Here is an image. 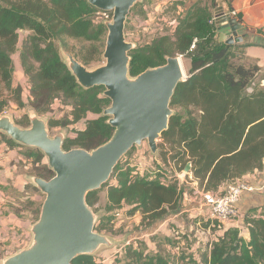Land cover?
<instances>
[{"label": "trees", "instance_id": "obj_1", "mask_svg": "<svg viewBox=\"0 0 264 264\" xmlns=\"http://www.w3.org/2000/svg\"><path fill=\"white\" fill-rule=\"evenodd\" d=\"M212 9V0H199L178 19L174 28L166 27L163 33L138 44L130 52L129 70L131 76H136L177 55L191 60L188 78L179 83L171 101L174 114L169 128L162 133L158 145L162 160L169 167L182 171L191 162L190 172L197 187L217 193L224 191L221 188L225 183L264 169V87L247 91L259 67L237 62L232 44L218 41ZM99 11L88 0H0V112L11 100L20 108L25 106L22 86L14 85L12 55L20 46L21 63L30 83L29 104L35 112L40 115L51 111L56 100L65 104L71 101L67 104L71 106L67 117H53L49 126L66 127L82 120L86 122L85 129H72L76 135L67 136L63 144L65 150L94 149L108 141L115 130L107 122L108 117L102 115L111 105V99L103 95L105 88H83L64 61L61 49L88 67L100 61L108 28L104 21L98 20ZM21 30L30 31L22 42ZM67 39L88 43L83 46L85 52H75ZM194 40L196 46L191 49ZM89 113L96 116L88 118ZM25 118L23 127H29L28 115ZM1 136L10 146L24 147L3 132ZM25 148L27 155L33 158L30 174L52 178L55 173L43 162L44 153L37 148ZM122 162L112 173L115 183L108 181L102 186L107 192L105 208L113 211L114 217L119 210L124 216L140 213L139 225L147 231L171 214L182 212L189 216V212L183 210L184 185L180 186L177 180L164 182L160 175L151 178V175L141 174L134 165H121ZM27 188L41 192L31 182ZM102 188L87 195L93 209ZM41 207L42 202L36 211V220ZM253 211L251 209L245 217L249 239L238 228L215 226L212 233L217 238L206 239L202 245L190 248L186 255L180 245L182 241L178 240L180 236L175 238L178 241H172V249L179 252L167 257L157 248L134 246H127L126 254L136 264H264V217L252 214ZM104 221L105 218L99 221L96 230L112 233ZM189 222L200 230H207L212 224L211 220L198 215H193ZM156 234L150 237L155 244L160 242ZM73 264L105 263L95 255H81Z\"/></svg>", "mask_w": 264, "mask_h": 264}, {"label": "water", "instance_id": "obj_2", "mask_svg": "<svg viewBox=\"0 0 264 264\" xmlns=\"http://www.w3.org/2000/svg\"><path fill=\"white\" fill-rule=\"evenodd\" d=\"M142 1L88 0L97 9L112 12V19L104 22L108 28L104 64L90 68L73 54L62 52L83 88L103 86V95L111 99V105L102 112L115 129L108 141L91 150L80 147L65 150L67 133L60 131L52 136L47 120L37 112L29 114L31 124L25 128L10 114L0 116V132L24 147L41 150L55 173L50 179L29 176L30 182L45 195L41 212L31 226L30 243L4 257L1 264H73L78 256L95 255L104 247L119 244L96 230L101 213L88 204L87 195L101 189L119 162L135 147L147 142L151 153H158V140L169 128L174 114L171 101L175 90L188 78L181 55L168 57L166 63L147 68L136 76L130 75V52L137 44L127 39L126 24L133 6ZM229 11L220 10L217 24L224 23L219 27L222 35L232 31L236 36L242 24ZM239 40L230 37L226 42ZM191 168V163H187L185 171L190 172Z\"/></svg>", "mask_w": 264, "mask_h": 264}, {"label": "crops", "instance_id": "obj_3", "mask_svg": "<svg viewBox=\"0 0 264 264\" xmlns=\"http://www.w3.org/2000/svg\"><path fill=\"white\" fill-rule=\"evenodd\" d=\"M198 1L199 0H147V3L144 5V9L146 10L143 19L144 25L149 27L158 25L160 27H154V31L157 30L158 33H163L164 27L174 28V22L177 23L178 19L184 17L190 7ZM212 4V11L214 13L213 22L217 27L218 41H220L221 38H223L225 42L230 37L241 38V40L232 43L233 47L231 50L235 55L234 59L247 66L257 65L259 70L253 81L258 79V82H261L259 87H264V0H212ZM222 9L235 10L238 16H240L241 20H239L238 16L237 18L241 22L242 27L237 30L236 36L232 31L226 32L225 36L220 33L219 27L224 25V23L217 24V15ZM158 20L164 21L165 23L160 25V23L156 22ZM29 34V30H21V42ZM20 53L21 47L19 46L17 52L12 55L14 63V85L22 86L23 101L26 103L24 98L25 95L29 98L28 102L30 103V83L28 77L25 75ZM188 64L191 66V60L189 58ZM59 101L61 100H56L53 103L52 109ZM67 107L69 108L67 111L69 114L71 106L67 105ZM56 112L52 114H57ZM58 114H61V112ZM58 116L59 115L56 117ZM95 116L94 113L88 114V118H93ZM70 127L72 129L82 130L85 129L86 122L82 120L70 125ZM75 135L73 131L67 134V136ZM32 167L33 158L27 155L26 148L21 146H10L2 139L0 132V261L4 257L26 247L32 239L30 229L36 222V211L43 199L42 192L27 188V185L30 183L29 176L31 175L30 172ZM141 168H143V164ZM242 179L247 180L255 186L262 187L263 189L258 192L243 193L239 202V216L227 222L225 227L238 228L240 233L246 239H249L248 226L245 221L248 212L253 209L254 211L252 214L264 217V169L247 174ZM228 184L229 182L225 183L221 190H225ZM106 194L107 192L105 191V198ZM200 206L201 203L195 209L197 211L196 214L201 213L200 211L198 212ZM183 210L188 212V207H185V203ZM112 212L113 211H108L107 214L112 215ZM202 212L203 215L206 214V210ZM131 217L132 216H125V218ZM135 217H137L139 222L141 219L140 213H137ZM168 217L171 219L172 228L162 229L160 231L162 233L159 232L160 236H163L161 234L170 236L169 234L174 230L173 228L185 229L191 224V222H189L190 217H187L182 212L171 214ZM144 235L148 236L146 234ZM214 235L215 234L211 236V239H214ZM145 241H147V245H149L152 250H155L156 244L154 241L146 238Z\"/></svg>", "mask_w": 264, "mask_h": 264}, {"label": "rangeland", "instance_id": "obj_4", "mask_svg": "<svg viewBox=\"0 0 264 264\" xmlns=\"http://www.w3.org/2000/svg\"><path fill=\"white\" fill-rule=\"evenodd\" d=\"M146 3H147V0H144L143 2H138L137 3L138 5H136V6L134 5L135 7L133 6V8L131 9L130 14L128 16V20H127V24H126L127 39L129 41L135 42L137 45L138 44L142 45L147 40L154 37V35H157L158 31L157 30L154 31V27H160L158 25H155L154 27L153 26L149 27V26L144 25L143 19H144L145 13H146V10L144 9V5ZM156 22L160 23V25L165 23L164 21H159V20ZM164 28H166V27H164ZM67 41H68L69 47L74 49L75 52H78L80 50L85 52L86 48H83V46L88 45V43H86V42H79V41L73 40V39H67ZM105 45H106V40H105ZM61 49H62V52L66 51L62 47H61ZM104 50H105V47H104ZM182 60L184 63L185 72L188 75L189 68H190V66L188 64V58L182 56ZM104 63H105V59L103 58V53H102L100 61L93 62L90 68H95V65H97V64L102 65ZM253 82L251 83L250 87L247 90L249 93L252 92L255 88L259 87V85L261 83L260 81L258 82V79L254 80ZM26 94H27V92H26ZM24 98L26 100V103H24L25 106L23 108H20L18 106V104L13 100H11V102H9V104L3 108V111H6L7 112L6 114L12 115L15 122L16 123L18 122L19 124H21V125H19L21 127L26 126L24 123V119H26L25 118L26 115H28V117H29V114L31 112H35V110L32 107H30V104L28 102L29 98H27L25 95H24ZM70 103H71V101L67 102V104H70ZM67 104H65L62 101H59L57 104L54 105L53 109L51 108L52 109L51 111L39 115L41 117H44L47 120L48 128H49L50 134L52 136L56 135L60 131H65V132H67V134H70V132L72 131V128L70 126L54 127V128L49 126V120L52 119L53 117L59 118V119H63V118L67 117V115H68L67 111L69 109L67 107ZM65 105H66V107H65ZM53 112H56L57 114H52ZM59 112H61V114H58ZM3 114H5V113L0 114V116ZM57 115H59V116L56 117ZM159 141H160V139L158 140V143H159ZM137 148L138 147H135L133 149V151H135ZM140 148L143 149V151L141 152L142 156H137V158L135 160L130 159L129 162H126V160L122 162V160H123L122 159L121 165L122 164L125 166L127 164L133 165V164H135V161H142L143 168H141L142 169L141 171H142V173H144L146 175H153V176L154 175L155 176L160 175L162 177L165 175H170L173 172V169H171L172 167L171 166L169 167L162 160L160 148H159L158 153L156 155H153L151 153L147 142H144V144ZM163 151H165V149ZM152 156H154V161L152 162V166H149L150 158ZM130 157H131V155L128 156V159ZM43 162L48 163V160L46 157H44ZM136 167H138V165H136ZM109 181L111 183H115V181L114 180L112 181L111 178ZM184 186H185V191H186L185 200H184L185 207H188L189 217L193 218V215H197L196 214L197 211L195 209L197 208V206L200 203H202L201 202L202 196L200 195V193L197 192V190H194V188L196 189L197 184L195 182H193L191 179L188 178L184 182ZM105 191H106V188H102V190H100V192L98 193V197H99L98 199L99 200L94 207V211L101 213L100 220L105 218L104 223H107L109 229L112 230V233H105V232H101V233L107 234V235L113 237L116 241L119 242V244L117 246H114L111 248L104 247L101 251L96 253L95 256H96V258H101L102 255L103 256L106 255L107 257L114 259V261H112L111 264H127V263L136 264L127 256L126 249L129 248L127 246H134V247L140 248V249L141 248L142 249H144V248L149 249L150 246L147 245V241H145V238L150 239V237H152L153 234L150 236H145L144 234H147V231H151V229H147V231H145L144 229H141L139 222L137 220V217H135V216H132L131 218H125L124 215L123 216L116 215L115 217H114V214L108 215L107 214L108 211L105 208V206H106ZM44 198H45V195L43 194L42 203L44 201ZM190 215H192V216H190ZM113 219H115L114 220L115 222L112 223ZM99 221L97 222L96 225H98ZM168 226H172L171 222H170V224H168ZM187 227L188 228H185V229L172 230L171 234H169L171 237L166 236L165 234H161L163 236H160L159 234L162 232H160V233L158 232L156 234V236L158 235L160 237V239H159L160 242H157V244L155 245V248L158 249V251H159V253H161V255L166 256V257L171 255L172 252L177 253V251L179 252V250L172 249V247L174 246L172 244V241H175L176 240L175 238L176 237L178 238L180 236L179 238H181V239H178V240H180V242L182 241V244H180V245L182 247V251H184L183 254H185V253L189 254L190 248H192V247L196 248L198 245L199 246L202 245L201 243H204L207 238L211 237V235H209V234H202L198 229H196L197 226H195L192 223L190 225H188ZM178 240H176V241H178ZM141 241H143L142 244H141ZM128 242H130V243H128ZM116 255L118 257L115 259Z\"/></svg>", "mask_w": 264, "mask_h": 264}, {"label": "built area", "instance_id": "obj_5", "mask_svg": "<svg viewBox=\"0 0 264 264\" xmlns=\"http://www.w3.org/2000/svg\"><path fill=\"white\" fill-rule=\"evenodd\" d=\"M229 14L231 17L237 18V16H238L237 11H235V10H230ZM97 16H98L97 17L98 20H102L105 22V21L112 19V12L99 11L97 13ZM176 24L177 23L174 22V25H176ZM195 46H196V40L193 41V43L191 45V49H194ZM2 113L6 114L7 112L1 111L0 114H2ZM140 149L141 148L138 147L135 151H133L130 154L131 157L129 159H128L129 155H127L125 158H123V160L124 161L127 159L128 160H130V159L135 160L137 158V156H142L141 152L143 151V149H141V150ZM153 161H154V157L152 156L150 158L149 166H152ZM141 162L142 161H135V164H133V165L135 167H136V165H138V167H136V169L141 174H144L141 171L142 170L141 169V167H142ZM188 163H191V162H188ZM171 167L173 168V166H171ZM152 177H156V176L151 175V178ZM188 178L197 184V181L194 179L192 173L186 172L185 169H183L182 171H175L174 170V174L162 176V181L167 182L168 180H177L179 182V185L183 186L184 182ZM262 189H263L262 187L255 186V185L251 184L250 182H248L247 180H243V179L230 181L227 188L223 192H217V193L207 192L204 190H200L198 187H196L195 190H197V192L200 193V195L202 196V203H201L200 210H199L201 213L197 214V215L203 216L206 220L212 221L211 227L209 229H207V230L198 229V230L202 234H209V235L213 236V233H212L213 227L217 226L218 228H224L226 226L227 222H230L239 216V202L243 196V193H245V192H258V191H261ZM203 210H206L205 215L202 214ZM116 215L123 216L124 213L121 210H119V211L115 212V216ZM170 222H171V219L169 217L166 218L165 220L157 222L153 227L150 228L151 231H147L146 235L150 236V234H156V233L160 232L162 229L169 228L168 224H170ZM216 222H217V225L215 224ZM216 238H217V236L214 235V239H216ZM128 243H130V242H128ZM101 259L105 264H111V262L114 261V259L109 258L106 255H104V256L102 255ZM0 264H1V261H0Z\"/></svg>", "mask_w": 264, "mask_h": 264}]
</instances>
